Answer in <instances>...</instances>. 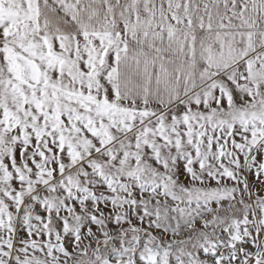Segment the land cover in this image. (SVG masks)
<instances>
[{
  "label": "snow or ice",
  "instance_id": "6c2138e0",
  "mask_svg": "<svg viewBox=\"0 0 264 264\" xmlns=\"http://www.w3.org/2000/svg\"><path fill=\"white\" fill-rule=\"evenodd\" d=\"M0 264H264V0H0Z\"/></svg>",
  "mask_w": 264,
  "mask_h": 264
}]
</instances>
